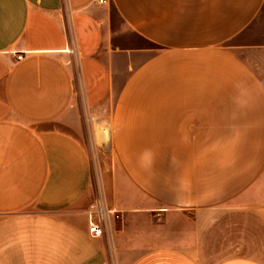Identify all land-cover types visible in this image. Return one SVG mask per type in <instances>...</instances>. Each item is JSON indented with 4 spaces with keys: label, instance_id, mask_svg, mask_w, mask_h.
<instances>
[{
    "label": "crops",
    "instance_id": "0c3cea01",
    "mask_svg": "<svg viewBox=\"0 0 264 264\" xmlns=\"http://www.w3.org/2000/svg\"><path fill=\"white\" fill-rule=\"evenodd\" d=\"M0 264H264V0H0Z\"/></svg>",
    "mask_w": 264,
    "mask_h": 264
},
{
    "label": "rangeland",
    "instance_id": "374dc122",
    "mask_svg": "<svg viewBox=\"0 0 264 264\" xmlns=\"http://www.w3.org/2000/svg\"><path fill=\"white\" fill-rule=\"evenodd\" d=\"M79 107V119H81L82 126L84 127L81 132L82 134H80V138L88 152L96 182L101 163L100 159L111 156L112 150L109 147L107 130L104 127L100 129L96 124H94V127L91 126V120H93V118L88 116L87 111L81 102Z\"/></svg>",
    "mask_w": 264,
    "mask_h": 264
},
{
    "label": "built area",
    "instance_id": "2783aa9c",
    "mask_svg": "<svg viewBox=\"0 0 264 264\" xmlns=\"http://www.w3.org/2000/svg\"><path fill=\"white\" fill-rule=\"evenodd\" d=\"M99 2L102 3L103 0H99ZM85 216H87V232L92 238L104 236L112 222L121 218L120 213L115 209L108 208L105 200L100 196H97L88 205Z\"/></svg>",
    "mask_w": 264,
    "mask_h": 264
}]
</instances>
